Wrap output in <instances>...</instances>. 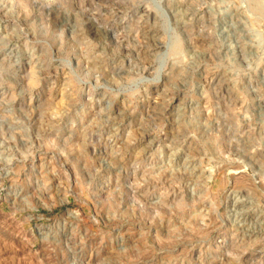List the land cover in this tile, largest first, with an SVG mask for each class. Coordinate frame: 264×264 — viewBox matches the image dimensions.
<instances>
[{
  "label": "rangeland",
  "instance_id": "obj_1",
  "mask_svg": "<svg viewBox=\"0 0 264 264\" xmlns=\"http://www.w3.org/2000/svg\"><path fill=\"white\" fill-rule=\"evenodd\" d=\"M0 264H264L262 0H0Z\"/></svg>",
  "mask_w": 264,
  "mask_h": 264
},
{
  "label": "built area",
  "instance_id": "obj_2",
  "mask_svg": "<svg viewBox=\"0 0 264 264\" xmlns=\"http://www.w3.org/2000/svg\"><path fill=\"white\" fill-rule=\"evenodd\" d=\"M263 6H264V0H262Z\"/></svg>",
  "mask_w": 264,
  "mask_h": 264
}]
</instances>
